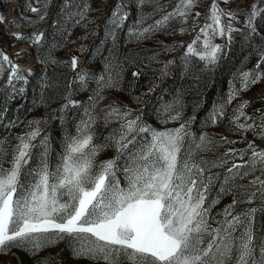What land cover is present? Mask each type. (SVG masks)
I'll return each mask as SVG.
<instances>
[{
    "label": "snow or ice",
    "instance_id": "6c2138e0",
    "mask_svg": "<svg viewBox=\"0 0 264 264\" xmlns=\"http://www.w3.org/2000/svg\"><path fill=\"white\" fill-rule=\"evenodd\" d=\"M228 2L212 0L206 22L200 27L204 37L203 50L197 51L194 47L200 40L199 35L187 45L188 53L198 55L208 65H215L222 52V46L215 44L214 38L224 36L230 40L232 33L238 31L232 26L238 13L220 7L221 3ZM137 3L138 6L153 3V12L163 10L159 0H137ZM197 4L198 0H177L171 12L152 24L143 26L144 20L151 14L138 18L136 26L130 28L128 34L136 40L147 39L152 33L164 30L172 20L186 22ZM125 9L123 0H118L112 10L109 22L113 37L115 30L128 19L129 13ZM30 11L39 13L40 10L31 7ZM87 11L88 5H84L77 14L83 18ZM261 11L264 10H258L253 4L247 13L246 25L252 33L256 32L254 20ZM199 15V12L195 13V16ZM4 19L0 14V23ZM225 19L227 24L223 23ZM185 31L183 27L180 29L181 33ZM12 35L18 40L28 39L33 44H38L43 38L42 32L33 33L31 37ZM70 63L75 70L78 58L73 56ZM261 63H264V52H261L256 71L240 74L241 89L233 86L226 100L214 106L209 116L211 123L215 124L223 118L226 105L235 99L238 91H246L250 85L261 80L264 76L258 72ZM5 64L10 66L9 85L13 81L26 83L19 66L0 52V75ZM166 70L167 64L160 69L161 74H165ZM105 72L106 76L97 78L95 96L89 97L86 119L77 125L76 135L65 136L63 151L54 166L49 161V137L42 135V125L46 121H28V130L16 137L17 143L12 148L7 168L3 166L7 150L0 145V251L26 245H30L33 251H39L67 237L73 245L74 256L103 260L106 264H120L123 259L130 264H232L233 260L235 264H264V242L258 246L257 256L251 228L250 213L254 209L233 216L232 209L237 204V200L233 199L225 206L223 219L211 216L220 195L232 190L221 187L217 197L209 199L208 193L215 177L214 174H205L210 173L212 168L223 167L228 160H196L199 152L212 150L218 141L207 134L196 137L187 131L191 119L184 120L176 128L159 130L144 123L140 116L131 118L132 112L127 106L113 103L103 110V120L106 125L113 120L120 121L119 128L108 137L116 149V156L96 163L97 155L105 146L93 143L94 126L100 118L95 104L103 99L101 93L104 89L119 85L123 68L121 64L110 61L105 66ZM86 75L78 74L82 85ZM132 75L138 78L139 73L133 72ZM19 91L23 92V88ZM65 99L63 108L79 103L71 99V93ZM248 104L249 101H243L238 105L231 122L238 131L255 132L259 128L257 135L264 138V114L255 119L247 117L244 109ZM181 107L179 101L166 106L164 112L168 120H181ZM173 111L175 115L171 114ZM241 117L245 121L253 119V122L240 123ZM37 138H40L39 142L35 143ZM219 143L235 141L221 137ZM36 148L42 151L36 167L29 168L33 149ZM248 149L252 152L251 157L243 164L234 163L227 169L223 176L225 184L237 176L250 174L242 169L256 171L257 164L264 172V150L257 151L252 142ZM236 155L242 157L244 150L229 149L223 154L224 157ZM125 157L127 159L121 168L118 162ZM25 169H28L26 173ZM118 173L123 175V186ZM250 185L259 187L248 194L249 203L257 195L264 197V180L257 177L250 181ZM237 227H242L243 231L234 238Z\"/></svg>",
    "mask_w": 264,
    "mask_h": 264
},
{
    "label": "rangeland",
    "instance_id": "374dc122",
    "mask_svg": "<svg viewBox=\"0 0 264 264\" xmlns=\"http://www.w3.org/2000/svg\"><path fill=\"white\" fill-rule=\"evenodd\" d=\"M118 0H0V14L4 16V22L0 23V52L6 54L21 69V74L25 77L24 81H13L8 84L10 66L5 64L2 75H0V145L7 150L4 157L3 166L9 167L12 158V148L17 143V135L27 131L28 121L43 120L42 135L49 137V161L54 166L60 159L63 151V141L66 135H76L77 125L82 119H86L85 112L89 110V97H94L98 90L97 78L101 75H107L105 66L111 61L122 65V80L114 88H106L102 91L103 99L96 102L95 107L99 110V119L94 126L93 143L104 145L105 147L96 157V163L105 161L116 156V149L112 146L108 137L114 129H118L120 121L113 120L107 125L104 123L103 115L107 106L118 103L121 106H127L132 112V117L140 116L141 120L152 127L163 130L176 128L184 120L191 119L187 131L199 137L201 134H207L218 143L207 152H199L196 160L201 158L205 161L215 162L218 158L227 159L228 163L223 167L212 168L210 173L214 174V181L209 199H214L220 192L221 187L231 188L228 194H221L219 203H217L211 212V216L217 219H223V210L226 205L231 204L233 199L237 204L232 209V215L249 213L250 209L255 211L250 213L252 221L251 228L257 245V256H259L258 246L264 242V197L257 195L248 202V194L257 190L259 185H250V181L259 177L264 180V172H261L260 165L257 164V170L252 172L245 168L242 171L249 172L247 176H237L223 182V176L232 164H243L248 161L252 155L248 145L254 144L257 151L264 150V138L257 135L256 131H238L231 122L235 115L234 110L243 101H249L244 109L247 117L253 119L264 114V76L261 80L244 91H238L235 99L226 105L225 113L222 119L213 124L209 121V116L214 106L223 103L230 90L241 89L240 74L243 72L256 71V65L260 59L261 52H264V11H261L254 20L256 32L252 33L247 28V13L252 9L253 4L258 10H264V0H229L227 4L221 3L220 7L237 12V18L232 21L234 29L245 30L246 40L251 42V55L253 58L249 63L236 69L235 73L224 81V89L221 94L214 93L209 97L203 113L204 118L195 122L196 115L191 113L188 104L192 100L190 94L184 97L172 99L171 104L179 101L182 106L179 110L182 113V119L179 121L168 120L164 112L165 104L169 97L167 93H162L157 103H147L141 106L140 102L146 103L147 90L144 87V81L149 74V69H158L167 64V70L173 75V66L178 61V53L185 41L191 43L199 35L200 40L194 47L197 51L203 50V34L200 32L206 20L212 0H198V4L193 9L192 15L186 22L175 19L169 22L168 26L159 32L152 33L147 39L136 40L128 34L130 28L136 26L138 18L146 14L148 18L144 20V25L154 23L167 12H171L177 4V0H159L163 6L162 11L153 12L154 4L146 3L138 6L137 0H123L126 11L129 13L128 19L123 26L115 30V36L111 33L109 17L112 10L117 5ZM84 5H88V11L81 18L77 13ZM31 7H36L39 13L30 11ZM199 12L197 17L195 13ZM44 19L41 20L40 17ZM193 17L195 19H193ZM15 21V23H13ZM31 21V22H30ZM210 22V21H209ZM223 23L227 24L225 19ZM185 28L184 33L180 32ZM43 33V38L38 44H33L30 40H18L13 33L23 34L31 37L33 33ZM236 32V31H235ZM232 33L229 40L224 36H216L214 43L222 46V52L219 59L231 50L232 41L235 36ZM250 38H254L251 39ZM188 43V44H189ZM167 46V50H166ZM130 53L128 58L137 59V65L134 69L129 68L126 61V54ZM19 54V55H18ZM76 56L78 64L75 70L71 67V58ZM155 57V59H150ZM127 58V59H128ZM171 63H168V62ZM205 62V61H204ZM206 63V62H205ZM30 70V72L28 71ZM95 70V71H93ZM138 72L139 76L133 77L132 73ZM258 72L264 74V63L260 64ZM79 73H87L85 82L82 85L78 79ZM186 78L188 72H184ZM192 74V73H191ZM129 83L131 85L129 86ZM23 92L31 90V94H36L25 102V100L13 105V98L21 95ZM71 93V99L79 101L78 104L67 108L62 106L66 103L65 97ZM145 106V107H144ZM260 110L259 112L257 110ZM175 115V111L171 113ZM253 119L245 121L240 118V123H252ZM257 124L259 121H256ZM221 137H226L229 141L235 143H219ZM37 138L35 143L39 142ZM229 149L244 150V155L224 157L223 154ZM40 148L33 149V158L29 168H35L39 159ZM127 157L121 159L118 163L122 168ZM28 169H25V173ZM123 186L125 181L123 175L118 173ZM243 185L244 187H240ZM220 213L219 216L217 214ZM231 217H229L230 219ZM215 227V224H213ZM243 231L242 227H237L233 237L237 238ZM0 264H106L103 260H92L84 257L77 258L73 255V245L66 237L63 240L47 245L39 251H33L30 245L23 247H10L6 251H0ZM120 264H130L126 259L121 260ZM235 264V261H232Z\"/></svg>",
    "mask_w": 264,
    "mask_h": 264
},
{
    "label": "trees",
    "instance_id": "16d2710c",
    "mask_svg": "<svg viewBox=\"0 0 264 264\" xmlns=\"http://www.w3.org/2000/svg\"><path fill=\"white\" fill-rule=\"evenodd\" d=\"M188 43V41H185L179 50L178 61L173 66V75H170L168 72L162 75L158 69L148 70L149 74L144 81L147 99L145 100L146 103L140 102V105L146 106L147 103L148 105L157 103V98L162 93H167L169 99L161 106V108H166V106L171 104L172 99L190 94L192 100L188 104L191 111L189 115H196V122L200 118H204L203 113L207 102L210 101L209 97L214 93L221 94L224 89V81L232 76L237 71L236 69L249 63L253 55H251V42L249 41L248 43V40H246L245 30L243 29H238L235 32L231 50L215 65H208L200 60L198 55L188 53ZM129 56L130 53L127 52L125 56L127 65L129 68L134 69L137 65V59L128 58ZM184 72H188L189 74L186 78ZM130 85L131 83H129ZM2 94L0 95V101L2 100ZM34 95L36 94H31V90L21 92V95L13 98L11 103L15 105L23 100L28 102Z\"/></svg>",
    "mask_w": 264,
    "mask_h": 264
}]
</instances>
